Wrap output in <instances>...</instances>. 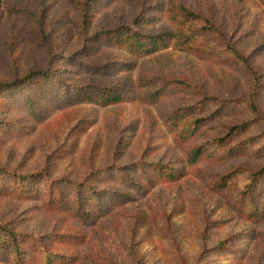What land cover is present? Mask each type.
I'll use <instances>...</instances> for the list:
<instances>
[{"label": "rangeland", "instance_id": "rangeland-1", "mask_svg": "<svg viewBox=\"0 0 264 264\" xmlns=\"http://www.w3.org/2000/svg\"><path fill=\"white\" fill-rule=\"evenodd\" d=\"M179 1L219 24L227 39L247 58L250 69L167 48L153 56L137 58L131 77L183 78L196 85L201 95L222 99H249L259 82L263 87L257 102L264 111V3ZM157 3L156 0H0V83L32 70H50L67 86L99 82L100 77L93 76L90 80L89 75L81 73L69 57L83 63L95 61V65L130 61L132 58L124 51L106 46L95 40L94 35L118 25H132L135 17L145 15L154 22L153 26H146L148 31L160 28L167 21L163 8L155 9ZM150 8L154 10L150 12ZM84 49L90 51L85 59L80 56ZM251 71L258 75L257 79ZM110 81L105 80L107 84ZM27 97H38L29 85L21 87L12 97H0V171L39 173L50 179H81L105 166L144 161L183 164L184 153L162 123L160 107L154 104L134 100L101 107L46 102L28 110L23 102ZM188 103L185 98H170L161 107ZM241 114H237L240 117L227 114L219 117L218 122L223 125L253 117ZM248 134L260 138L256 145L263 144L264 122L257 121ZM256 145L228 161L201 162L203 170L201 167L189 170L188 175L176 181H158L147 193L116 208L95 226L84 227L67 213L46 210L37 200L2 194L0 223L56 238L52 250L77 255V264H93L91 261L98 256L108 260V264H264V223L255 226L252 221L241 219L228 198L217 192L213 184L232 166L240 165L244 174L264 167V156L257 157L253 152ZM261 186L264 193V179ZM252 229L255 237L247 235L240 242L242 233ZM73 233L83 234L85 244L75 246L72 239L57 240ZM223 239H227L225 245L230 253L225 251V245H220Z\"/></svg>", "mask_w": 264, "mask_h": 264}, {"label": "trees", "instance_id": "trees-1", "mask_svg": "<svg viewBox=\"0 0 264 264\" xmlns=\"http://www.w3.org/2000/svg\"><path fill=\"white\" fill-rule=\"evenodd\" d=\"M153 1V0H150ZM155 9L163 8L167 23L160 28L148 31L153 26L149 15L138 16L132 25L122 24L114 28L98 31L97 41L108 47L124 51L132 59L129 61L105 62L101 65L83 63L73 56L69 59L81 73L100 77L99 82L89 81L84 85L67 86L56 79L50 70H32L22 77L0 83V97L9 98L21 87L30 86L38 95L36 99L27 97L24 109L31 110L40 104L64 103L91 104L105 107L112 104L140 100L154 104L174 143L183 151L182 165L129 163L96 168L81 179L64 177L46 178L39 173L22 175L16 172L0 171V194L16 199L37 200L46 210L67 213L84 227L95 226L116 208L136 200L147 193L160 180L176 181L188 175L189 170L201 167V162L228 161L246 152L259 139L256 134H248L257 121L264 122V111L258 107L257 97L262 84L256 82L249 99H222L201 95V91L183 78H170L163 75H146L132 78L130 73L136 66V59L153 56L167 48L192 54L198 58L228 64L244 65L250 69L249 62L227 39L219 24L202 11L193 10L179 0H156ZM264 3V0H260ZM166 3V5H164ZM154 8H150L152 12ZM225 52V53H223ZM90 53L83 50L84 59ZM89 57V56H88ZM87 57V58H88ZM70 64V63H68ZM255 79L258 75L251 71ZM36 76V77H34ZM110 79V83L105 82ZM104 80V81H101ZM263 91V90H262ZM197 96L198 99H195ZM202 96V97H201ZM187 99L185 106L161 107L165 99ZM27 103H32L27 104ZM37 103V104H36ZM27 105V106H26ZM47 106V104H46ZM45 108V107H44ZM46 109V108H45ZM29 112V111H28ZM247 113L248 119L230 124H220L219 117ZM243 116V114H241ZM224 126L225 129H220ZM5 128V126L3 127ZM12 130V129H11ZM257 157L264 156V143L256 145L253 151ZM189 168V169H188ZM240 165L231 167L214 181L217 192L226 196L238 216L252 224L264 223V193L261 181L264 167L244 174ZM203 170V167H201ZM116 187H111L112 184ZM108 184H111L110 186ZM255 237V231L245 230V236ZM52 236L37 235L16 230L7 222L0 223V264H77L79 257L60 251H53ZM72 239V244H85L80 233L57 238L58 241ZM223 239L220 245H225ZM226 246V245H225ZM222 246V247H225ZM230 253L228 246L224 248ZM93 264H108V260L98 256Z\"/></svg>", "mask_w": 264, "mask_h": 264}]
</instances>
